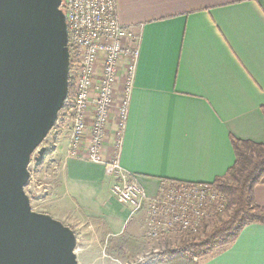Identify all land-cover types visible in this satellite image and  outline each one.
<instances>
[{
    "label": "crops",
    "instance_id": "0c3cea01",
    "mask_svg": "<svg viewBox=\"0 0 264 264\" xmlns=\"http://www.w3.org/2000/svg\"><path fill=\"white\" fill-rule=\"evenodd\" d=\"M115 2L120 25L139 37L119 165L151 197L165 180L214 183L235 161L231 138L264 143V0ZM117 130L113 112L104 160L114 157ZM69 137L70 128L57 136L59 176L46 201L53 219L82 230L76 257L86 231L111 240L145 233V211L131 216L104 167L69 153ZM253 198L264 208V177ZM189 263L264 264V225L245 226L231 243Z\"/></svg>",
    "mask_w": 264,
    "mask_h": 264
},
{
    "label": "water",
    "instance_id": "95a60500",
    "mask_svg": "<svg viewBox=\"0 0 264 264\" xmlns=\"http://www.w3.org/2000/svg\"><path fill=\"white\" fill-rule=\"evenodd\" d=\"M62 0H0V264H79L76 234L31 209L28 165L69 86Z\"/></svg>",
    "mask_w": 264,
    "mask_h": 264
},
{
    "label": "built area",
    "instance_id": "2783aa9c",
    "mask_svg": "<svg viewBox=\"0 0 264 264\" xmlns=\"http://www.w3.org/2000/svg\"><path fill=\"white\" fill-rule=\"evenodd\" d=\"M60 9L68 27L72 97L66 100L55 125L62 117L70 120L69 153H84L89 162L104 167L107 176L114 179L113 196L130 207L131 216L145 211L148 238L175 232L196 234L208 216L224 210V199L216 187L165 180L151 197L118 162L117 150L128 118L139 58V37L120 25L115 0H62ZM122 68L124 74L120 77ZM120 78L121 97L116 102ZM113 112L118 123L115 154L104 160L103 145ZM40 189L47 193L41 184L28 197L39 195Z\"/></svg>",
    "mask_w": 264,
    "mask_h": 264
},
{
    "label": "rangeland",
    "instance_id": "374dc122",
    "mask_svg": "<svg viewBox=\"0 0 264 264\" xmlns=\"http://www.w3.org/2000/svg\"><path fill=\"white\" fill-rule=\"evenodd\" d=\"M64 112V111H60ZM63 118V117H62ZM60 119L59 123L49 132L46 139L43 141L40 147L45 148V154L42 156L41 161H36L37 154H33L31 161L28 165L30 180L25 187V193H28L33 189H36L39 185L46 186L47 193L39 190V195L30 199L31 209L38 213L50 214L47 205V198L52 195L54 191V183L59 176V167L52 155L53 150L56 148L57 136L66 132L70 126V120ZM62 120V121H61ZM48 195L45 199L44 196ZM227 210L219 215H210L206 219L203 227L196 235H184L171 233L168 235H162L156 239L148 238L145 233H137L136 237H124L123 239L111 240V238L90 232H84L87 239L80 234L82 239L79 243L83 244V253L78 254L77 261L84 264H190L186 258H174L168 261H161L157 256H161L162 253L169 251L170 249H176L182 242L191 241L193 239L203 236L204 232L209 231L214 226L227 218ZM70 228V227H69ZM73 230L72 228H70ZM77 235L82 230H73ZM143 235H145L143 237ZM90 237V238H89ZM130 238V239H128ZM123 242V243H122ZM85 244V245H84ZM85 256V257H84ZM155 259V260H154ZM152 260H154L152 262ZM80 264V263H79Z\"/></svg>",
    "mask_w": 264,
    "mask_h": 264
},
{
    "label": "trees",
    "instance_id": "16d2710c",
    "mask_svg": "<svg viewBox=\"0 0 264 264\" xmlns=\"http://www.w3.org/2000/svg\"><path fill=\"white\" fill-rule=\"evenodd\" d=\"M71 97L72 89L69 82L67 99ZM231 145L235 155L233 165L227 170L224 177L217 178L214 183L208 184L216 187L222 195L224 210H227L228 213L227 218L209 231L204 232L203 236L182 242L176 249H170L162 253L161 256H157L159 260L165 262L184 257L191 262L193 258L207 255L218 245L231 243L245 226L249 224L264 225V208L259 207L253 198V189L261 183L264 177V143L231 138ZM221 213L214 212L213 214ZM204 223L205 221L202 227ZM175 233L196 235L183 232Z\"/></svg>",
    "mask_w": 264,
    "mask_h": 264
}]
</instances>
